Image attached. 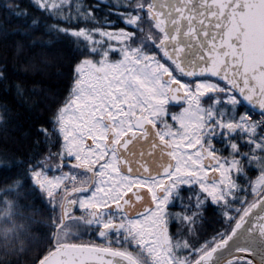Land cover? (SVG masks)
<instances>
[{"label":"snow or ice","instance_id":"6c2138e0","mask_svg":"<svg viewBox=\"0 0 264 264\" xmlns=\"http://www.w3.org/2000/svg\"><path fill=\"white\" fill-rule=\"evenodd\" d=\"M2 7L13 58L67 47L65 93L32 150L0 157L6 191L32 196L13 239L36 246L33 264H264V0Z\"/></svg>","mask_w":264,"mask_h":264},{"label":"trees","instance_id":"16d2710c","mask_svg":"<svg viewBox=\"0 0 264 264\" xmlns=\"http://www.w3.org/2000/svg\"><path fill=\"white\" fill-rule=\"evenodd\" d=\"M6 0H0V24L5 22L3 4ZM28 0H23L27 4ZM16 21L10 20V26ZM47 39V37H45ZM21 40L19 35L9 34L5 36L0 33V53H9L6 61L7 79L0 81V106L6 105L9 108L7 123L0 122V157L5 159H19L24 153L32 150V142L36 139V126L45 123L51 117V106L53 99L65 93L67 79V66L61 67L60 57L67 52L65 43H54L50 47H34L31 50L25 48L18 58H13L17 43ZM41 57L49 59L48 66L42 64ZM5 63L4 57L0 55V64ZM35 65V67H33ZM62 73L57 75V73ZM24 89L23 97L17 95L16 86ZM7 175H15L8 173ZM11 184L6 183L4 173L0 170V264H33L38 255L37 248L26 238L20 236L13 239L19 229L28 224L24 217L30 213L27 206L32 204V196L24 195L17 199L16 191H6ZM27 193L26 187L19 190ZM39 207L37 203L34 205ZM23 210V215L18 213ZM47 212L41 210V214L34 218L42 221ZM41 223H32L33 235H39L43 231ZM10 241L7 251L4 248L5 241ZM23 240V247L27 249L22 253L12 251V248L19 249Z\"/></svg>","mask_w":264,"mask_h":264},{"label":"flooded vegetation","instance_id":"af4514ba","mask_svg":"<svg viewBox=\"0 0 264 264\" xmlns=\"http://www.w3.org/2000/svg\"><path fill=\"white\" fill-rule=\"evenodd\" d=\"M83 239L85 240V241H87V240H89V239H96L94 236H89V235H85L84 237H83Z\"/></svg>","mask_w":264,"mask_h":264}]
</instances>
